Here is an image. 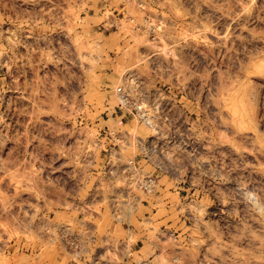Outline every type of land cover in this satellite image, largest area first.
<instances>
[{
  "label": "rangeland",
  "instance_id": "rangeland-1",
  "mask_svg": "<svg viewBox=\"0 0 264 264\" xmlns=\"http://www.w3.org/2000/svg\"><path fill=\"white\" fill-rule=\"evenodd\" d=\"M94 222L264 264V0H0V264H71Z\"/></svg>",
  "mask_w": 264,
  "mask_h": 264
},
{
  "label": "built area",
  "instance_id": "built-area-1",
  "mask_svg": "<svg viewBox=\"0 0 264 264\" xmlns=\"http://www.w3.org/2000/svg\"><path fill=\"white\" fill-rule=\"evenodd\" d=\"M124 109L128 113L138 116L144 122H151L152 116L149 115L151 111L146 109L145 104L138 100L128 102L125 104ZM145 155L147 156V154ZM158 167L160 168V166ZM130 183L128 182L129 186ZM136 185L143 194L148 196L155 190L157 185L156 176L153 173L146 174L136 181ZM129 191H131L129 187H124L119 193V198L115 200L123 205L130 204L135 207L141 199L140 195L133 193L129 197ZM119 216L116 215V218H120ZM132 232L133 230L127 228L124 237H116L110 233L96 235L88 229L82 230V234H73L74 242H71L68 246V251L72 255L71 264H155L151 257L143 256L136 247V243L131 241ZM151 245L154 244L151 243Z\"/></svg>",
  "mask_w": 264,
  "mask_h": 264
},
{
  "label": "crops",
  "instance_id": "crops-1",
  "mask_svg": "<svg viewBox=\"0 0 264 264\" xmlns=\"http://www.w3.org/2000/svg\"><path fill=\"white\" fill-rule=\"evenodd\" d=\"M97 217L99 218V216H97ZM97 217H95V218L97 219ZM94 225H95V227H93V228H87V229L90 232H94L96 235H100L102 233H110L111 235L116 236V237H123L122 235L123 234L125 235L126 232H127V228L122 227V226H121V229H122V233L123 234H121L120 232H117L116 229L114 227L112 228L111 226L110 227H106V228L100 230V228L97 226L98 225L97 223L94 222ZM144 233H146V232H144ZM140 234L141 233H139V230H136L135 231V235L137 236L136 237V240H135L136 241L135 243H136V247L139 249V251L140 252L141 251H144L145 254L149 253L150 251L152 252L153 250L156 251V249L158 248V246L151 245L150 242H148L146 240L147 238L144 235L142 237ZM146 256L147 257H151L153 259V253L147 254Z\"/></svg>",
  "mask_w": 264,
  "mask_h": 264
}]
</instances>
